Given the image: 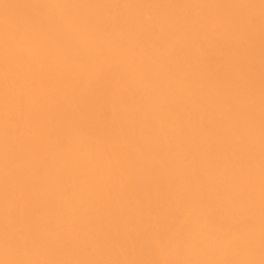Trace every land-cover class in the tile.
Wrapping results in <instances>:
<instances>
[{
  "label": "bare ground",
  "instance_id": "bare-ground-1",
  "mask_svg": "<svg viewBox=\"0 0 264 264\" xmlns=\"http://www.w3.org/2000/svg\"><path fill=\"white\" fill-rule=\"evenodd\" d=\"M0 264H264V0H0Z\"/></svg>",
  "mask_w": 264,
  "mask_h": 264
}]
</instances>
